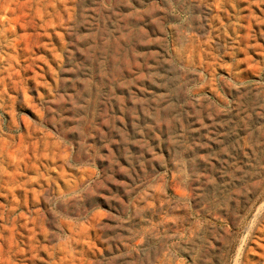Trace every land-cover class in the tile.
Wrapping results in <instances>:
<instances>
[{"label":"rangeland","instance_id":"rangeland-1","mask_svg":"<svg viewBox=\"0 0 264 264\" xmlns=\"http://www.w3.org/2000/svg\"><path fill=\"white\" fill-rule=\"evenodd\" d=\"M0 264H264V0H0Z\"/></svg>","mask_w":264,"mask_h":264}]
</instances>
